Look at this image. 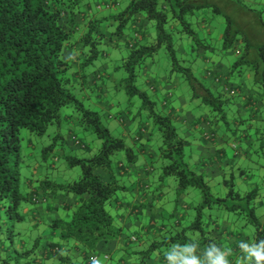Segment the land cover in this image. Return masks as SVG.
<instances>
[{
	"label": "trees",
	"instance_id": "1",
	"mask_svg": "<svg viewBox=\"0 0 264 264\" xmlns=\"http://www.w3.org/2000/svg\"><path fill=\"white\" fill-rule=\"evenodd\" d=\"M254 2L256 6L244 0L236 3L245 12H257L264 26V0ZM103 3L100 0H0V264H40L45 259L52 260L51 264H60V261L67 264L68 258L75 260L69 255L70 251H80L90 258L101 243L121 235L123 229L116 223L111 208L125 185L114 168L120 164V151L126 152L128 164L135 162L136 155L123 137L113 135L103 123L100 108L85 105L83 98L88 93L84 97L80 94L86 90L92 73L88 74L87 68L101 55L97 43L104 38L111 39L113 34L122 41L129 23L138 32L147 20L154 21L155 36L144 30L143 39L136 33L126 42L127 48L130 47L123 65L129 72L124 80L127 93L130 98L138 95L143 99L142 108L148 109L162 132L159 155L167 159L162 167L163 177L176 178L180 190L193 185L202 193V200L196 206V221L168 242L175 241L182 246L194 241L196 233L207 236L202 213L211 207L247 211V219L256 229L255 243L264 241V223L254 211L259 187L242 196L235 188L234 179L230 178L227 195L215 196L205 177L187 159L185 151L189 140L179 132L173 114L157 112L156 100L137 84L139 71L165 47L172 59L171 74H182L194 88L195 95L202 98L216 117L221 116L223 105L232 103L230 96L223 98L221 90L202 78L197 69L186 65L185 54L178 47L183 36L176 37V32L186 34L191 51L200 57L201 50H217L212 43V39H216L212 35V21L218 14L226 16L228 24L222 36V48L226 54H239L231 65L232 71L245 68L243 70L252 73V83L260 87L261 118L256 119L250 130L254 131L256 147L264 148V44L252 55L253 42L248 33L234 26L228 11L220 6L214 5L209 16L205 13V6L209 4L193 0H129L124 10L112 16L99 13L110 5ZM113 18L119 23L109 33L106 21ZM193 18L198 19V27L193 26ZM224 117L222 123L233 129ZM239 119L242 123L245 120ZM77 123L94 132L100 141L97 150L90 155L71 150L73 146H78L81 152L96 148L95 140L89 144L76 137L71 126ZM24 129L47 135L52 142L41 144L42 148L39 141L32 139L25 144ZM67 133L72 134L73 146L64 136ZM39 150L42 157L37 153ZM78 167L80 174L75 178L71 171ZM102 170L111 173L110 179H104ZM61 196L76 197L70 204L74 209L69 212V207L64 206L68 215L53 220L51 238L45 241L39 227L41 222L30 221L28 214H36L38 208L48 206L51 199L50 210H58L60 205L54 204V200ZM243 199L247 208L238 203ZM154 246L144 253L151 256Z\"/></svg>",
	"mask_w": 264,
	"mask_h": 264
},
{
	"label": "crops",
	"instance_id": "2",
	"mask_svg": "<svg viewBox=\"0 0 264 264\" xmlns=\"http://www.w3.org/2000/svg\"><path fill=\"white\" fill-rule=\"evenodd\" d=\"M115 7L116 5L113 2L108 5L107 10L114 9ZM105 28L111 32L115 28V23H107ZM140 31L141 27L138 31V37L143 39L142 32H144V30ZM146 40L147 38L144 39V41ZM188 43H190L189 40L182 45L183 51V46L189 45ZM129 48L130 47L125 49L127 50L126 53L128 55ZM227 54H230L233 57L236 56L233 52H229ZM199 58H201L203 63H206L209 68L206 73H204L200 68L198 69L197 73L202 78L211 83L215 89H223L225 91L229 90L231 94H238L240 99L243 101L244 110L242 111V116L244 117L243 119H245L243 120L245 124H243V131L240 136L245 139V143L237 144L236 142H231L228 133L230 131H234V129L231 130L222 122L220 123L218 117H216L209 108V112L207 114L198 111L193 113L190 109L184 107V103H175L171 105L169 111L173 114L181 135L189 140L188 147H191L189 160L193 163V165H195L198 173L209 180H212L213 178H222V181H219V183L229 187L228 182H226L229 174H231L230 176L234 179V176L240 173L241 179L247 180L250 176L246 175V169H248L247 167H251L254 163H256L257 166L264 171V148L256 147L255 137H253L254 131L250 130L251 126L256 122V119L261 118L260 110L263 108V101L261 99L260 87L252 83L253 76L252 73L248 71V74L246 73L248 75H246L247 78H242L237 84L230 83V81H228L229 74L235 72L232 70L230 72V69L224 68L222 62L218 64L214 63L215 60L212 59L213 54L209 51L201 50ZM153 62L154 60L148 61L146 66L147 72H145V75L147 76L149 87L155 91V93H158L159 90H163L166 86H169V84H167L169 81L166 77L164 80L163 76L158 74L156 75L153 72ZM99 77L100 76H97L94 72L88 80L90 79L92 82H98V80H100ZM100 83H96L95 85L98 86ZM106 89L108 90V87H106ZM97 91L99 92V95L96 96H100L103 107L110 109L111 107L116 106V103L113 100L106 102L102 99V95L104 93L102 87H98ZM171 92L174 93L173 88L169 93L170 95L173 94ZM164 98L166 100L168 99L165 96L163 99ZM181 99L185 100V97L182 95ZM162 103L164 104L163 101ZM132 115L133 114L129 117V114L126 113V122L124 121L123 128L127 125L130 126L133 123L132 118H134V116ZM121 116V111H119L118 117ZM237 130H239V128L236 129V131ZM133 132L136 133V137L134 138L135 141L142 139L144 136L150 140V137H148L149 135L141 134V132H143L142 128H135ZM144 133L147 132L145 131ZM234 133L236 132L234 131ZM241 142H244V140L241 139ZM68 143L73 146L72 140H69ZM148 144L150 145V143ZM229 146H231V148H229ZM77 148L78 146H75V148L73 146V149L71 150H75ZM141 152L142 157L146 158L142 161L141 165H136V162L125 164L123 160L120 159L119 166L117 165L118 167L116 166V168H114V173L125 185V190L118 194L112 207L113 210H126L129 218L136 217V220L138 221L143 218L146 220V223L143 222L139 226V222L137 221V225L139 227L133 231L129 227L124 228L118 238L101 243L97 251L91 254L90 258L80 251H70L69 255L73 256L75 260L70 261L68 258L66 261L67 264H92L91 259L95 256H97V260L102 261V264H141L143 261H146L147 264H180L183 256L187 254L183 253L185 246L192 243L197 245L195 255L201 257L202 260L204 259V251L210 244L215 243L226 252L230 264H246L244 254L239 248V242L247 241L249 243H255L256 231L254 224L249 222L247 219V211H242L245 214H238L239 217L236 218V220L235 218L232 220L231 214L223 212L224 209L228 210V208L216 207L217 210L211 208L212 214H208L209 218H206L205 221V229L207 228L206 232L208 234L207 236H203L201 233H196L194 236L195 240L187 241L189 244H183L184 246L182 244V246H179L178 242L175 241H169L170 243L168 242L172 236H174L177 232H181L184 227L193 222L189 209L193 208V210H196V204L190 203L184 196L179 195L177 200L178 204L180 203L182 208L175 205V209L173 211H170L169 214H164L165 210H167V204H169L172 200L163 202V200H165V192L163 189L159 190L163 187V181L161 183V181L157 180L154 175V165L149 163L150 159H152L155 155H158V153H154L152 147L151 149L148 147L147 149L143 148ZM101 173L104 179H110L111 173L109 171L102 170ZM261 184L264 186V179H261ZM75 200L76 197L61 196L59 199L54 200V204L60 205L58 210H50V206L53 204L51 199L48 206L43 205L44 208L39 207L36 214H28L30 221L34 222L35 220L41 222L39 227L43 230L45 241L51 238L50 230L53 220L58 217L68 215L65 213L64 206L69 207V212H72L74 207L71 205ZM157 202L159 205L161 202L160 206L157 205L159 214L155 213L156 209L154 211L152 210L154 208H152V206H154ZM163 203L164 205H162ZM220 208H222L223 211H221ZM257 210L264 215V196L263 200H259L258 206L254 209L255 214ZM175 211L176 214H174ZM215 211L217 214H215ZM114 215L117 216L118 222L121 218L123 219L126 216L125 213H117ZM170 216L173 218L172 223L166 222V219H169ZM260 219L264 223V219ZM186 221L189 223H185ZM140 231L142 232L141 234ZM138 234H140V237ZM162 239L165 240L164 243L161 247H155V249L151 252V256L144 253L145 249L150 248L149 246L151 243ZM173 247H176L173 253L174 258L171 262H169L166 254ZM215 254L216 253L213 252V255ZM49 260L45 259V261H42L40 264H51L52 260ZM210 261L211 257L209 258V264ZM57 263L59 262L57 261ZM60 264H62V261H60Z\"/></svg>",
	"mask_w": 264,
	"mask_h": 264
},
{
	"label": "rangeland",
	"instance_id": "3",
	"mask_svg": "<svg viewBox=\"0 0 264 264\" xmlns=\"http://www.w3.org/2000/svg\"><path fill=\"white\" fill-rule=\"evenodd\" d=\"M93 1V0H91ZM100 1H104V6L107 4H111V3H115L116 7L114 9H110L107 10L104 9L103 11H100L99 13L102 14H106V15H117L119 14L122 10H124V8L128 5L129 0H100ZM238 0L234 1V0H193L194 3H202L204 5L209 4V6H205V13H207V15L210 16V11H212V8L214 5L216 6H220L221 8L226 9V11H228V14L231 16L233 22H234V26L239 27L240 29L244 30L246 33H248L249 38L252 40L253 42V49L251 54L253 55L255 52H259V45L260 44H264V26H262L260 24V20H259V16L257 14V12H245L246 10L243 7H240V5H238L236 2ZM246 3L250 4L251 6H256V3L254 2V0H244ZM93 6L95 5V3H91ZM202 13V12H201ZM227 13V12H226ZM221 14H218L217 18L213 19L212 21V25H213V37H216L215 40L212 39V43L214 44V46H217V50L212 52L209 51L213 54V60L214 63H223L224 68L230 69V72L232 70L231 65L233 64V62L236 61V59L239 57V54H236L235 57L231 56L230 54H226L223 50V38L222 36L224 35L225 29L227 27L228 24V20L226 16H220ZM264 19V16H263ZM193 20V26L198 27V25L196 24V21L198 19H192ZM215 21V22H214ZM114 22L115 23V27L116 25H118V20L113 18V19H109L106 21V23H111ZM142 26V23L139 24ZM155 23L154 21H149L147 20V23H145L143 25V27L141 28L142 30H147L150 31L151 35L150 36H154L156 33V28H155ZM136 30V29H135ZM135 30L131 27V24L129 23V25L127 26V29L125 31V36L122 39V41H120V39L118 40V38H116L117 36H115L113 34V37L110 39V37L108 38H104L100 41V43L98 44L99 49L101 50V55L87 68L88 70V74L91 71L92 73H96L97 76H100L97 81L92 82V80L90 81V79L87 81V88L86 90L82 91L80 94V97H84L86 96V94L88 93V96L85 98H83V101L85 103L86 106H89L91 108H100L101 109V114H102V119H103V123L108 126L113 135L115 136H121L125 139L127 145H129L130 147H132V149L134 150V153L136 155L135 157V162L136 165H141L142 161L146 158L142 157V152L141 150L143 148L147 149L152 147L154 153L157 152L158 155H155L152 159H150V164L154 165V175L157 178L158 181H163V187H161L159 190H164L165 192V200H163V202H168L171 201L169 204H167V210H165L164 214H169L170 211H173L175 209V205H177L179 208H182L181 204H178V200L177 198L179 197V195L184 196L190 203H195L196 206L201 202L202 200V193L201 190L196 187V186H188V188L186 187L184 190H180L179 189V185H178V181L176 178L170 176H164L163 177V164H165L167 159H163L160 155V146L162 144V132L159 129L158 125L155 122V119L153 117H151L149 115V111L148 109H143L142 108V103H143V99L138 96L135 95L132 98H130V95L127 93V88L125 85L124 80L129 77V72L128 70L123 66L124 65V60L126 57H128V54L126 53L127 50V46H126V42L128 41V39H133L134 36H136L135 34ZM114 31V30H113ZM113 31L109 32L112 33ZM138 34V32H136ZM139 35V34H138ZM176 37L180 38V36H183L182 39L179 41L178 43V47L180 48V50L182 51V45L187 42L188 38L186 36V34H183V32H176ZM179 40V39H178ZM119 41V45L117 46ZM190 45L187 46H183L184 49V54H185V58H186V65H190L192 68H194V70L198 72V69L200 68L204 73H206L208 71V65L206 63H203V61L201 60V58H199L197 55H195L193 53V51H191V42L188 43ZM121 45V46H120ZM150 60H154L153 64V72L157 75L163 76L164 80L165 77L166 79L169 81L167 82V84H169V86H166L165 89L163 90H159L158 93H155V91H153L150 87L149 84L147 82V76L145 75L146 71V66L147 64L144 65V67L139 71V75L137 76V84L139 86L140 89L142 90H146V92L152 96L154 98V100H156V105H155V109L157 112L164 114L166 112L169 111V108H171L172 104H181L184 103V107L187 109H190L193 113L195 112H203L205 114H207L209 112L210 107H208L206 104H204L202 102V98L200 96L195 95V91L194 88L191 86V84L189 83V81L180 73H177L175 75L171 74V66H172V59L170 54L167 52L165 47H162L159 52L154 56V58L150 59ZM149 60V61H150ZM148 63V62H147ZM245 68H241L240 70H236L235 73H230L229 74V80L230 83H235L237 84L242 78L246 77L247 78V72L246 70H243ZM91 73V75H92ZM247 73V74H246ZM201 74V73H200ZM90 75V76H91ZM247 75V76H246ZM104 81V82H103ZM101 82V83H100ZM96 83H100L98 86H96ZM249 87H251L250 85H248ZM256 86H258L256 84ZM98 87H102V89L104 90V93L102 95V99L104 101H109V100H113L116 103L115 107H111L106 108L103 107L101 104V100H100V96L97 97L95 95H93V93L95 91L98 90ZM106 87H108V90L106 89ZM222 87V86H221ZM174 90L173 94H169L170 91ZM223 93V98L224 96H230L232 103L229 104H225L223 105V110L224 113L221 114L222 117H226L232 124V128L234 129V131L236 133H234V131H230L228 133L229 139L231 140V142H236L237 144L240 143H245V139L240 136V134L243 131V124H245V122L242 120H240L239 118L241 117L242 119L244 118L242 116V111L244 110L243 108V101L240 99L239 96L233 95L231 94V92H229V90L225 91L223 89H220ZM108 91V92H107ZM92 94V97L90 98V95ZM185 97V100L181 99V96ZM168 98L167 100L163 97ZM162 101L164 102V104L162 103ZM201 101V102H199ZM201 103V104H200ZM209 108V109H208ZM121 111V117H118V112ZM126 113L129 114V117L131 114H133L132 116H134L133 119V123L130 126H125L123 128V124L124 121L126 119ZM131 116V117H132ZM219 116L218 119L220 121V123L222 122L221 119L222 117ZM224 117V118H225ZM176 121V120H175ZM126 122V121H125ZM236 123V124H235ZM239 123V124H237ZM68 128H70V125L67 126ZM142 128L143 132H141V134L144 135H149L148 137H150L148 140L146 136L142 137V139H139L138 141H135V137H136V133L133 132V130L135 128ZM73 132L76 134V137L78 139L81 140H85L87 143L92 144L93 141H96V148H92L91 150L88 151H80L79 148H77L78 150H76V154H80V155H90L91 153H93L94 151L97 150L98 146L100 145V141L98 140L96 134L90 130H87L85 128H83L80 124L77 123V125H74L73 127L71 126ZM134 128V129H132ZM236 131V129H238ZM51 129V128H50ZM49 129V130H50ZM231 129V130H233ZM147 133H144V132ZM67 132V131H66ZM124 134V135H123ZM23 143H28V141L30 139H32L33 141H39V146L41 147V144L43 143H50L52 142V139H49V136H40L37 135L35 133L30 132V130L28 129H24L23 130ZM72 134H66L64 135L68 140H70ZM241 139L244 140V142H241ZM150 143V145L148 144ZM42 148V147H41ZM229 148H231V146H229ZM191 147H187L185 154L187 159H189L190 154H191ZM56 152H58L56 150ZM39 157L40 156V150L37 152ZM120 159L123 160L124 163L128 164V157L125 151H120L118 153ZM43 164V163H42ZM248 169H246V175L250 176L247 180H242L241 179V174H237L236 176H234V183H235V188L236 190H239V192L241 193L242 196L246 195L249 191L252 190V188H254L255 186H259V194L256 197L259 200H263V196H264V186H262L261 184V179H264V171L261 170L260 167L257 166L256 163H254L253 165H251V167H247ZM230 172V171H229ZM71 174L74 175V177H78V175L80 174V168L78 167L76 171H71ZM231 174H229L228 179L226 180V182L230 181L229 178H232V176H230ZM164 178V180H163ZM205 180L207 181V183L210 185L211 189H212V193L215 196H221L224 197L227 195V193L229 192L230 188L226 187L222 184L219 183V181H222V178H213L212 180H209L208 178H205ZM147 182V180H146ZM122 192V191H121ZM245 192V193H244ZM258 202L255 201L254 205L257 207L258 206ZM238 203L244 207H247L248 204L246 203V200H238ZM160 205L159 203H155L154 206H152V210L154 211L155 209V213L159 214V210L157 209L158 206ZM164 205V203L162 204ZM255 207V209H256ZM215 210H217L216 207H211ZM211 208H206L204 210V212L202 214H204L203 217L209 218L208 214H212L211 213ZM221 211L222 208H220ZM123 214L125 213L126 216L125 218H121V220L118 222L117 220V216L114 214ZM240 212L237 211H233V210H225L223 212H225L226 214H231V219L233 220L235 218H238V214H245L242 212V210H239ZM188 212V211H187ZM190 212V216L191 219H193V222L196 221L197 215H198V209L196 208V210L189 209ZM111 213L113 214L114 217H116V223L122 227V229L124 230V228L129 227L132 231L137 229L141 223L145 222L146 220L141 218L139 221L136 220V217H131L129 218L127 216L126 210H118V209H114L112 207V211ZM174 214H176V211L174 212ZM215 214L216 211H215ZM223 214V213H222ZM162 215V214H161ZM142 216V214H141ZM189 216V217H190ZM256 216H258V218H262L264 219V215L257 210L256 211ZM137 221L139 222V226L137 225ZM173 218L170 216L169 219H166V222L172 223ZM185 223H189V222H185ZM191 224V223H190ZM193 224V223H192ZM189 225V224H188ZM196 228V227H194ZM192 229V228H191ZM207 229V228H206ZM194 230V229H193ZM142 232L140 231V234ZM191 233V232H190ZM140 234L139 237H140ZM192 235V233H191ZM214 238V237H213ZM215 239V238H214ZM221 239V237H220ZM165 240H158L156 243V245L154 246V243H151V245L149 246L150 248L152 246L154 247H161L162 244L164 243ZM148 249H145L144 252H147ZM147 254V253H146ZM106 257V256H105Z\"/></svg>",
	"mask_w": 264,
	"mask_h": 264
},
{
	"label": "clouds",
	"instance_id": "4",
	"mask_svg": "<svg viewBox=\"0 0 264 264\" xmlns=\"http://www.w3.org/2000/svg\"><path fill=\"white\" fill-rule=\"evenodd\" d=\"M176 247H173L167 254L169 262L173 260V253ZM197 245L195 243L186 245L183 253H187L183 256L180 264H209V258L211 257L210 264H230L228 256L225 251L218 247L215 243L209 245L204 251V259L195 255ZM239 248L244 254V260L246 264H264V241L259 243H249L247 241H240ZM213 252L216 254L213 255ZM92 264H102L101 260L95 258L92 259Z\"/></svg>",
	"mask_w": 264,
	"mask_h": 264
},
{
	"label": "built area",
	"instance_id": "5",
	"mask_svg": "<svg viewBox=\"0 0 264 264\" xmlns=\"http://www.w3.org/2000/svg\"><path fill=\"white\" fill-rule=\"evenodd\" d=\"M93 258H95V259H96V258H97V256H95V257H93ZM93 258H92V259H93Z\"/></svg>",
	"mask_w": 264,
	"mask_h": 264
}]
</instances>
